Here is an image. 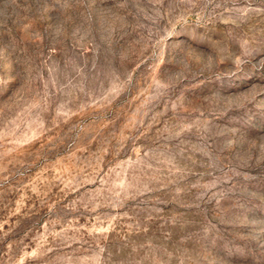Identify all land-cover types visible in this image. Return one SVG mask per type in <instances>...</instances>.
<instances>
[{"label": "rangeland", "instance_id": "obj_1", "mask_svg": "<svg viewBox=\"0 0 264 264\" xmlns=\"http://www.w3.org/2000/svg\"><path fill=\"white\" fill-rule=\"evenodd\" d=\"M0 264H264V0H0Z\"/></svg>", "mask_w": 264, "mask_h": 264}]
</instances>
